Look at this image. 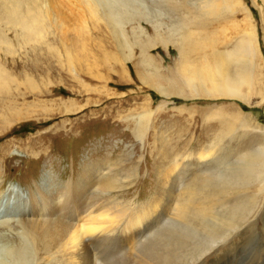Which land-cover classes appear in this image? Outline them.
Masks as SVG:
<instances>
[{
  "label": "rangeland",
  "instance_id": "obj_1",
  "mask_svg": "<svg viewBox=\"0 0 264 264\" xmlns=\"http://www.w3.org/2000/svg\"><path fill=\"white\" fill-rule=\"evenodd\" d=\"M45 1L0 0V221L15 217L0 223L1 260L140 264L135 238L107 258L104 244L69 257L63 239L80 216L132 220L174 164L203 180L200 149L264 148V0H157L153 26L136 5L112 24L96 1L61 0V30ZM225 84L243 98L206 96ZM211 166L214 183L230 165ZM244 194L254 216L198 264L264 263V196Z\"/></svg>",
  "mask_w": 264,
  "mask_h": 264
},
{
  "label": "bare ground",
  "instance_id": "obj_2",
  "mask_svg": "<svg viewBox=\"0 0 264 264\" xmlns=\"http://www.w3.org/2000/svg\"><path fill=\"white\" fill-rule=\"evenodd\" d=\"M81 1L82 3H88V5H90L91 1H93L92 4L95 3L94 1L98 2L99 6L101 5L106 8L108 20L112 24L120 22L122 17L128 14V11L132 8L130 6L132 5H136V7L140 8L139 10L141 12H138L139 15L143 16L142 18L145 19L144 21L152 23V26L153 21L157 20V17L160 16L157 13L158 10H156L158 8L156 4L158 3L157 0H149V3L145 2V0ZM95 6L98 7L96 3ZM61 10V0H47L44 4L45 13L48 15L51 14L52 20L56 21L58 24V30H61V24L59 23L60 21L57 18V15L61 13ZM91 11L92 10H89V12ZM85 24L86 22L82 23L81 29L85 27ZM74 32H77L76 29ZM218 86L217 89L213 87L215 91H207L205 94L208 95L206 96L243 98L235 84H225L224 86H221V88L220 85ZM158 90L160 91V89ZM191 94H193V92ZM241 118L245 121L243 116ZM261 133V136L264 137V130ZM233 141H235V139L232 137L229 138L226 143L218 146V151H211V149H209L207 152L202 153L200 149L196 153L193 152L196 160L198 159L202 164L206 165L205 167L203 166L205 169H209L208 173H203L207 176L204 177L203 180L201 179L194 182L191 180V177L189 180L185 179L187 175L186 167L190 163L184 164L183 161L180 167L177 166V164L172 165L167 174L161 177L158 184V198L149 206H146L138 212L139 214L133 213V216L135 217L132 220H127L126 217L117 221H113L112 219H109L108 221L107 219H104L106 220L104 221L103 219H100V216H96L97 220H95V213L93 216H86L84 219L80 216L78 220L82 221L76 225L73 224L74 226L70 227L68 230V237H66V239L65 237L64 239L62 238L64 240V245L70 244L65 247L67 249V256L72 258L75 256H85L89 253V244H94L95 246H98L96 244H104V247H110V250L101 254V258H107V255L110 256L111 254H116L120 251L124 247L125 242L131 241L135 238L136 247H133L136 248V253L134 252L135 254L133 253L131 255L136 259L139 258L141 263L138 260L137 261L140 264H198L202 262L211 251L218 248V245L224 243L230 245L232 240L235 239L234 235L239 234L241 227H245V222L249 221L250 218L254 216V210H256L257 201H255V197L246 196L244 192L250 186L255 185V187L258 188L261 197L264 196V148H258L257 150H254L255 148H248L244 154L239 155L241 150L237 145H233ZM188 156H190V154H188ZM213 161L217 162L219 165H230L227 166V169L225 168L226 170L224 172L217 174L214 183L210 180L213 174L210 171L211 168H209L213 167L211 166ZM183 168H185L186 171ZM123 177L124 176H122V178ZM110 178L112 177L110 176ZM113 181L110 180V183L112 182L111 184H113ZM198 182L200 183L198 184ZM104 185H107V183ZM109 185L108 188L111 187ZM175 190L180 191L182 196L175 203L174 210H171V204L169 206L164 204L172 197ZM230 194H236L234 198L238 200V202L231 207L226 208V198ZM97 197L98 196H96V198ZM251 198H253L254 201ZM100 209L102 208L100 207ZM99 212H101V210ZM85 214H89V212ZM13 218H6L0 221V223L3 224L5 221ZM129 223H133L134 227L129 226ZM43 231L44 233H53V229H50L49 227L43 229ZM84 240L86 241L87 247L83 244ZM95 246L93 247L95 248ZM101 247H103V245ZM125 257L127 256L125 255ZM1 259L2 257L0 258V264H4ZM18 261L19 260H16V264H19ZM121 263L119 262V264ZM219 263L220 258L218 261H215V264Z\"/></svg>",
  "mask_w": 264,
  "mask_h": 264
}]
</instances>
